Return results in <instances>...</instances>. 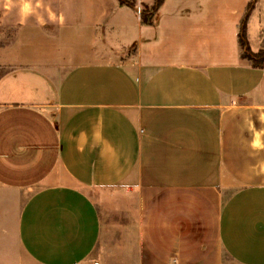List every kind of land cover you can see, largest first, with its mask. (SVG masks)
<instances>
[{
	"label": "crops",
	"instance_id": "1",
	"mask_svg": "<svg viewBox=\"0 0 264 264\" xmlns=\"http://www.w3.org/2000/svg\"><path fill=\"white\" fill-rule=\"evenodd\" d=\"M251 1L163 0L147 24L117 0L14 4L0 45V264H264V62L238 43ZM116 188L122 212L89 193Z\"/></svg>",
	"mask_w": 264,
	"mask_h": 264
},
{
	"label": "rangeland",
	"instance_id": "2",
	"mask_svg": "<svg viewBox=\"0 0 264 264\" xmlns=\"http://www.w3.org/2000/svg\"><path fill=\"white\" fill-rule=\"evenodd\" d=\"M17 1L18 0H0V45L9 42L13 35L15 36L16 34L17 22L21 19V12L16 11L14 6ZM257 1L258 7L263 6L264 11V0ZM136 6L139 10L142 9L137 3ZM30 192V189H28V191L23 192V194L14 196V211L20 207ZM89 193L101 204L102 209L105 211L122 212L124 209L122 203L123 194L122 190L119 188L111 190H90ZM15 251L19 252V249L16 247ZM21 259L26 263L29 262L23 255H21Z\"/></svg>",
	"mask_w": 264,
	"mask_h": 264
},
{
	"label": "trees",
	"instance_id": "3",
	"mask_svg": "<svg viewBox=\"0 0 264 264\" xmlns=\"http://www.w3.org/2000/svg\"><path fill=\"white\" fill-rule=\"evenodd\" d=\"M118 3L121 6L128 7L130 9H136V0H117ZM163 0H154L153 4L151 7H147L145 5H141L142 9L140 10V19L141 22L144 24L149 23L151 16L156 12V10L159 8V6L162 4ZM255 4V0H252L244 14V17L241 21L240 28H239V33H238V43L241 49V56L243 58H246L249 60L252 64V66L257 67L262 65L264 62V50L258 51V52H252L251 49L249 48L247 39H246V22L248 20V17L250 15V12L253 9V6Z\"/></svg>",
	"mask_w": 264,
	"mask_h": 264
},
{
	"label": "clouds",
	"instance_id": "4",
	"mask_svg": "<svg viewBox=\"0 0 264 264\" xmlns=\"http://www.w3.org/2000/svg\"><path fill=\"white\" fill-rule=\"evenodd\" d=\"M28 11H29V6H28V4H25L23 9H22V12L27 13ZM255 146H257V147L260 146L258 141H257Z\"/></svg>",
	"mask_w": 264,
	"mask_h": 264
},
{
	"label": "built area",
	"instance_id": "5",
	"mask_svg": "<svg viewBox=\"0 0 264 264\" xmlns=\"http://www.w3.org/2000/svg\"><path fill=\"white\" fill-rule=\"evenodd\" d=\"M137 12H138V13H140V10H139V8H137Z\"/></svg>",
	"mask_w": 264,
	"mask_h": 264
}]
</instances>
